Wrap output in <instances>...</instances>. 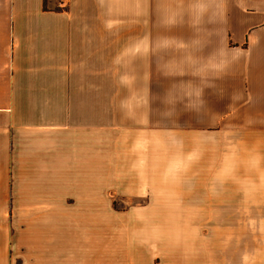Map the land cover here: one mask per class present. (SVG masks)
I'll use <instances>...</instances> for the list:
<instances>
[{"label": "crops", "instance_id": "1", "mask_svg": "<svg viewBox=\"0 0 264 264\" xmlns=\"http://www.w3.org/2000/svg\"><path fill=\"white\" fill-rule=\"evenodd\" d=\"M43 4L0 0L13 69L69 62L73 46L104 38L130 61L174 62L176 116L184 115L177 155L190 157L181 170L189 180L173 199L117 208L101 180L71 181L88 162L90 173L101 172V137L87 142L93 134L67 117L17 121L5 100L0 264H264V0H69L62 11ZM83 33L90 36L81 42ZM24 46L32 53L22 54ZM45 47L63 54L36 53ZM38 127L52 141L46 150Z\"/></svg>", "mask_w": 264, "mask_h": 264}, {"label": "rangeland", "instance_id": "2", "mask_svg": "<svg viewBox=\"0 0 264 264\" xmlns=\"http://www.w3.org/2000/svg\"><path fill=\"white\" fill-rule=\"evenodd\" d=\"M67 6L61 8L59 0L43 4L44 9L57 11ZM4 33L0 27V106L6 100L17 121L67 117L72 128L93 134L87 142L95 143L94 134L101 137L97 139L102 146L97 163L101 172L90 173V165L96 166L88 162L85 174H71V181L101 180L103 197L113 199L117 208L176 196L177 183L189 180L181 170L189 168L190 157L177 155L176 123L184 115L176 116L174 62L130 61L124 47L111 46L104 38L102 44L73 46L69 62H19L15 71L10 60L13 47L5 44ZM89 36L83 33L80 41ZM21 48L22 54L32 53L31 46ZM36 53L62 55L63 49L45 47ZM63 72L65 77L60 75ZM46 131L36 134L42 136L40 150L52 142ZM5 208L0 206V213Z\"/></svg>", "mask_w": 264, "mask_h": 264}, {"label": "built area", "instance_id": "3", "mask_svg": "<svg viewBox=\"0 0 264 264\" xmlns=\"http://www.w3.org/2000/svg\"><path fill=\"white\" fill-rule=\"evenodd\" d=\"M69 0H59V6L64 8L68 5Z\"/></svg>", "mask_w": 264, "mask_h": 264}]
</instances>
